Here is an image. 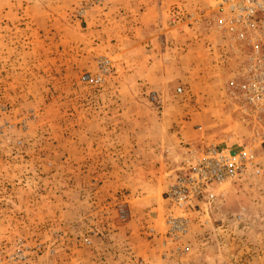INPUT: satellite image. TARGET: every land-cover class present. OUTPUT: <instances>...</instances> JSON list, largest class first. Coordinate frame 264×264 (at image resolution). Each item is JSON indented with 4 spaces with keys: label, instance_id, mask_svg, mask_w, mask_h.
<instances>
[{
    "label": "rangeland",
    "instance_id": "rangeland-1",
    "mask_svg": "<svg viewBox=\"0 0 264 264\" xmlns=\"http://www.w3.org/2000/svg\"><path fill=\"white\" fill-rule=\"evenodd\" d=\"M222 2L0 0V264H264Z\"/></svg>",
    "mask_w": 264,
    "mask_h": 264
},
{
    "label": "built area",
    "instance_id": "built-area-1",
    "mask_svg": "<svg viewBox=\"0 0 264 264\" xmlns=\"http://www.w3.org/2000/svg\"><path fill=\"white\" fill-rule=\"evenodd\" d=\"M222 4L218 29L226 33L233 48L241 51L243 80L239 90L244 106L264 114V0H223ZM85 77L92 82L101 80ZM242 156L247 158L248 153L237 157Z\"/></svg>",
    "mask_w": 264,
    "mask_h": 264
},
{
    "label": "crops",
    "instance_id": "crops-1",
    "mask_svg": "<svg viewBox=\"0 0 264 264\" xmlns=\"http://www.w3.org/2000/svg\"><path fill=\"white\" fill-rule=\"evenodd\" d=\"M187 132H189V131L187 130ZM186 135L188 136L189 134H186ZM182 137H183V135H182ZM115 236H116V234L113 235V238ZM142 239L143 238H140L139 237L138 232L137 233L134 232V231L132 232V239H131V241H132L133 246L135 247V248H133V251L135 253H137L138 255L144 256L147 259V258H149L150 254L152 253V246H151V244L147 243L146 247L142 250V245L140 244V241ZM141 250H142V252H141Z\"/></svg>",
    "mask_w": 264,
    "mask_h": 264
},
{
    "label": "water",
    "instance_id": "water-1",
    "mask_svg": "<svg viewBox=\"0 0 264 264\" xmlns=\"http://www.w3.org/2000/svg\"><path fill=\"white\" fill-rule=\"evenodd\" d=\"M233 153H235V152H233Z\"/></svg>",
    "mask_w": 264,
    "mask_h": 264
}]
</instances>
